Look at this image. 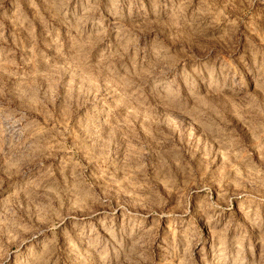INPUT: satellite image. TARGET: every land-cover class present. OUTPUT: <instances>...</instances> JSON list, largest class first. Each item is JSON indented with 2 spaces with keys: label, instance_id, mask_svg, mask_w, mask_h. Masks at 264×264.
Here are the masks:
<instances>
[{
  "label": "rangeland",
  "instance_id": "rangeland-1",
  "mask_svg": "<svg viewBox=\"0 0 264 264\" xmlns=\"http://www.w3.org/2000/svg\"><path fill=\"white\" fill-rule=\"evenodd\" d=\"M0 264H264V0H0Z\"/></svg>",
  "mask_w": 264,
  "mask_h": 264
}]
</instances>
